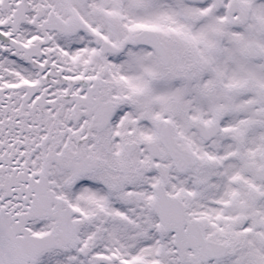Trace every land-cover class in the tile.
<instances>
[{
  "label": "snow or ice",
  "instance_id": "1",
  "mask_svg": "<svg viewBox=\"0 0 264 264\" xmlns=\"http://www.w3.org/2000/svg\"><path fill=\"white\" fill-rule=\"evenodd\" d=\"M0 264H264V0H0Z\"/></svg>",
  "mask_w": 264,
  "mask_h": 264
}]
</instances>
